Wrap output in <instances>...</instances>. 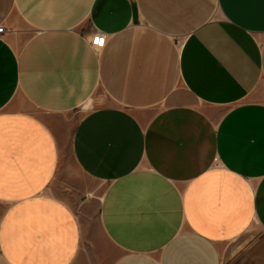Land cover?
<instances>
[{
  "label": "crops",
  "instance_id": "obj_1",
  "mask_svg": "<svg viewBox=\"0 0 264 264\" xmlns=\"http://www.w3.org/2000/svg\"><path fill=\"white\" fill-rule=\"evenodd\" d=\"M1 25L0 264H264V0H0Z\"/></svg>",
  "mask_w": 264,
  "mask_h": 264
},
{
  "label": "built area",
  "instance_id": "obj_2",
  "mask_svg": "<svg viewBox=\"0 0 264 264\" xmlns=\"http://www.w3.org/2000/svg\"><path fill=\"white\" fill-rule=\"evenodd\" d=\"M4 30V27L1 25L0 26V34L3 32ZM104 40H105V36H95V38L93 39L92 41V45L93 46H97V47H103V43H104ZM99 41V42H98Z\"/></svg>",
  "mask_w": 264,
  "mask_h": 264
},
{
  "label": "rangeland",
  "instance_id": "obj_3",
  "mask_svg": "<svg viewBox=\"0 0 264 264\" xmlns=\"http://www.w3.org/2000/svg\"><path fill=\"white\" fill-rule=\"evenodd\" d=\"M63 188H61V186H59V184L57 183V186L55 187V191L57 192V194H63ZM80 202H75L74 205L77 206V210L79 211L80 208Z\"/></svg>",
  "mask_w": 264,
  "mask_h": 264
},
{
  "label": "snow or ice",
  "instance_id": "obj_4",
  "mask_svg": "<svg viewBox=\"0 0 264 264\" xmlns=\"http://www.w3.org/2000/svg\"><path fill=\"white\" fill-rule=\"evenodd\" d=\"M99 42V41H98Z\"/></svg>",
  "mask_w": 264,
  "mask_h": 264
}]
</instances>
